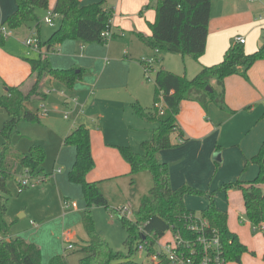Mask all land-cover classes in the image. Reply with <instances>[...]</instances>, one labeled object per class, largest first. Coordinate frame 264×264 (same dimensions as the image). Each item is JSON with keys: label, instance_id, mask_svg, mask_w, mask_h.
<instances>
[{"label": "crops", "instance_id": "1", "mask_svg": "<svg viewBox=\"0 0 264 264\" xmlns=\"http://www.w3.org/2000/svg\"><path fill=\"white\" fill-rule=\"evenodd\" d=\"M57 1L49 0V10H54ZM241 1L245 0H213L206 53L199 61H195L180 55L174 56L182 57L183 60L157 54L139 39L138 34L152 36L144 21L147 19L155 23L156 0H80L84 6L103 2L104 9L113 11L111 32L114 38L103 45L68 40L48 51L54 69L78 68L84 71L83 79L76 83L74 89L65 90L68 97L78 99L79 106L64 119L60 117L62 111L58 107L52 110L55 112L52 116L40 117L39 126L45 127L46 133L31 144L55 150L54 167L48 172L43 166L44 173L49 176L48 183L55 186L62 200L76 203L75 208L64 211V216H56L58 222L78 230L77 233H65L71 238V243L66 244H73L74 249L80 248L87 244L89 238L86 231L84 236L80 228L83 226L82 212L86 208L84 199H81L82 188L68 179L77 151L74 146H66L65 139L79 126L88 128L96 167L87 180L99 184L112 209L126 207L137 211L154 185L153 178L148 172L133 175L130 165L117 147L132 148L153 137L155 125L142 120L133 109L135 104L147 110L155 106L156 86L145 78L146 66L143 62L151 64L155 75L158 70L165 69L193 79L204 67L223 61L227 50L236 44L239 28L243 27L248 34L244 45L247 54L258 51L264 45L261 30H264V0L250 3L245 11L240 8ZM145 4L154 10L149 12V8L144 9ZM17 8L16 0H0V26ZM44 11L47 15V10ZM46 15L42 19L43 23ZM39 20V27L37 23L33 26L28 24L13 31V35L22 36V40L10 39L0 47V93H5L7 87L23 84L29 87L31 66L26 59H38L32 53L40 56V52L26 46V41L35 35L41 42H46L56 31H45L41 17ZM57 21L60 26L62 18L57 16ZM125 28H137L143 33L127 32ZM155 63L159 65L156 69ZM180 65H184V73L180 71ZM212 85L221 92L217 81H212ZM224 87V105L211 103L205 110L196 101L182 102L178 124L184 137H179V133L175 132L171 137L173 147L159 152L158 159L169 165L173 189L188 186L205 193L185 197L187 207L196 214L208 208L213 193L216 207L228 213L230 231L237 234L249 249L241 264H264V233L255 232L252 223L244 220L246 207L242 192L237 189L228 192L220 190L225 184L236 181L250 183L258 177L259 167L248 162L259 153L264 143V60L258 61L249 70L248 79L233 75L225 80ZM56 88L64 90L59 85ZM64 98L60 95L57 97L62 104L66 103ZM30 104L27 103V107L38 114L40 109H33ZM135 150L139 151L138 148ZM27 153L17 152L20 155ZM60 164L63 167L57 168ZM20 176L15 178L19 179ZM261 188L264 191V185ZM11 196L6 203L7 210ZM71 197L78 198L79 202L72 201ZM99 209L94 212L97 219ZM26 216L20 213L21 219ZM110 217L113 219L116 216L110 213ZM15 237L21 236H9ZM34 242L41 244L37 240ZM41 246L43 260L44 244ZM51 254L55 252L49 256Z\"/></svg>", "mask_w": 264, "mask_h": 264}, {"label": "trees", "instance_id": "2", "mask_svg": "<svg viewBox=\"0 0 264 264\" xmlns=\"http://www.w3.org/2000/svg\"><path fill=\"white\" fill-rule=\"evenodd\" d=\"M156 21L152 25V36L138 34L139 39L157 54H172L190 57L199 61L206 53L207 39L213 0H156ZM17 11L3 24L16 31L22 27L37 23L39 10H48L49 0H16ZM53 12L62 18L60 26L46 42L39 45L38 59H26L31 66L29 87H7L0 93V110H5L9 119L2 129L4 139L0 150V264H42V249L22 237L9 238V226L3 215L6 203L11 196L9 182L18 175L29 171L32 177L49 176L44 173L43 164L46 150L41 145H33L24 155L17 154L12 144V136L18 131L19 123L26 121L40 124V116L27 107L31 101L47 102L48 91L61 86L64 90H73L76 83L83 79L84 71L78 68L56 70L51 66L48 51L65 41L74 40L83 44H107L110 40L105 33L112 30L114 14L104 9L103 2L82 5L80 0H58ZM114 38L112 34L111 40ZM3 41L0 43V45ZM44 49L45 52H44ZM264 60V45L255 53L247 54L244 45H232L221 63L207 66L193 79L160 69L155 75V106L151 110L139 104L133 106L138 117L155 125L153 137L141 144V152H135L130 146H119L123 159L130 165L133 175L148 172L153 178V187L134 212V220L119 215L109 206L108 200L99 184L89 182L87 176L95 169L92 153L91 132L85 126L76 128L66 139V146L76 148V160L69 173V181L82 188L86 208L82 223L89 241L79 249L83 254L80 264H140L135 261L139 254L138 246L145 240L139 231L144 226L153 243L170 230L186 234V217L196 214L185 202L187 195H203L204 192L183 186L177 190L171 185L170 168L158 159V153L173 147L171 137L175 132L184 137L178 124V116L183 101H196L205 110L209 104L224 105V82L228 77L241 75L248 79L249 70ZM146 65V62H143ZM212 81H217L221 92L216 90ZM208 88L213 91L210 92ZM163 104V111L157 105ZM259 167L255 181L245 183L231 182L220 187L228 192L237 189L243 194L246 207V219L253 226L264 224V143L259 153L248 162ZM106 208L118 217L128 236L126 251H118L110 246L96 227L93 215L95 208ZM211 226L218 230L224 255L229 263L241 264L243 256L249 252L238 235L228 226V213L219 210L211 194V203L201 213ZM188 236H191L188 235ZM9 239V240H8ZM151 251L152 246H148ZM68 249H65L67 252ZM67 254L54 257L49 264H68Z\"/></svg>", "mask_w": 264, "mask_h": 264}, {"label": "rangeland", "instance_id": "3", "mask_svg": "<svg viewBox=\"0 0 264 264\" xmlns=\"http://www.w3.org/2000/svg\"><path fill=\"white\" fill-rule=\"evenodd\" d=\"M240 8H242L243 11L248 9L250 7V3L248 1H241L240 2ZM50 7V6H49ZM148 9L150 12L151 10L156 11V7L154 6V9L151 7H148V4H145L144 9ZM44 10L40 11L39 17H41V20L46 15ZM148 11L146 13V16L148 15ZM48 12H53L51 10H47ZM46 15V16H47ZM35 23H30L28 26H33ZM126 24V23H125ZM132 24V22H131ZM145 26H147L148 29L152 32V23L148 22L147 19L144 21ZM133 26V25H132ZM42 27L45 31H55L59 27V22H55L54 25H49L47 23H43L42 20ZM127 32L131 31L134 33H143L139 32L136 28V30L127 29L125 28ZM263 34L264 30L261 29ZM138 31V32H137ZM144 35L148 36L147 34L143 33ZM238 37H244L247 41V30L245 27L239 28ZM52 35V34H51ZM32 37V36H31ZM51 37V36H50ZM15 38L17 40H22V36H15L9 38L8 40L3 41V43L0 45H4L6 41H9L10 39H13L15 41ZM264 38V36H263ZM49 39V38H48ZM264 40V39H263ZM246 49V48H245ZM246 51V50H245ZM254 51L253 53H255ZM247 53V51H246ZM252 53V54H253ZM33 57L39 58V55L36 53H32ZM164 56H168L172 58H177L178 60H183L182 57H176L172 54H164ZM181 58V59H179ZM184 64V63H183ZM157 66H159L157 63L154 64V68L156 69ZM180 71L185 72L184 65H180ZM150 78L147 77L145 74V78L147 81H149L153 86H155L154 79H155V70H152L151 73H149ZM1 89V88H0ZM58 97V95H56ZM64 98V97H63ZM65 104H49V103H43L41 104V101L35 100L31 101L30 106L33 107V109H40L41 117L46 118L47 116H52L55 112H52V110L55 107L60 108L62 111V114L60 115L61 118L64 119L66 115H71L72 110L78 108V106L71 101V97L64 98ZM75 99V98H73ZM69 100V101H67ZM69 109H68V107ZM47 111L46 115L44 114V111ZM8 119V114L5 110H0V150L3 145L4 139L2 136V129L5 125V122ZM18 131L14 133L12 136V144L15 148V153H27L29 152L31 144L35 143L39 139H41L46 132H44L46 129L43 126H39V124H32L26 121H22L19 123ZM142 142V141H141ZM141 142H139L138 146L133 147L132 149L136 151L135 149H141ZM46 160L43 166L45 167L46 171L50 172L52 171L54 167V156H55V150H49V148H46ZM138 151V153H139ZM63 167L61 164L57 166V168ZM18 178H15L9 182V188L12 192V196L10 198V202L8 204V210L6 214L3 216V219L5 223L9 226V234L13 236L20 235L22 238L27 240L28 242L35 243L34 241H39L42 245L44 244V250L45 255L43 256L42 264H49L51 260L58 256L63 255L65 252V248L68 249L67 251V262L68 264H80V260L83 257V254L81 253L79 248H76L74 250H69V244L68 243V237L65 235L67 232H74L77 233V229L73 228L71 229L70 226H65L62 222H58L56 220V216L63 214L64 211H67V203L68 201L62 200L59 196L57 189L54 185H51L52 183H42L41 185H37L34 188H26L23 191H20L19 189V183L17 181ZM69 179V176H68ZM70 182V181H69ZM81 188V187H80ZM43 190V193L40 194ZM82 189H81V199H82ZM72 201L79 202L78 198L71 197ZM84 202V201H83ZM100 208V209H99ZM99 209L100 214L97 212L95 217V210ZM20 213H25L27 216L24 219L20 218ZM200 214V213H198ZM83 215V212H82ZM93 215L96 221V227L98 231L101 233V235L106 239V241L110 244L112 248L118 251H126L125 249V241L127 239V232L123 228L122 223L116 216L115 218L110 217V213L106 208L98 207L95 208L93 211ZM115 216V215H113ZM244 220L247 221L246 217ZM81 231L84 236L85 230L84 227L81 225ZM263 232L261 230L255 231V232ZM264 233V232H263ZM24 234L27 236L25 237ZM34 239V240H33ZM39 245L41 248V244L35 243ZM58 251V253H56ZM49 256L50 253H54ZM135 261L137 263H148L150 260L147 258V255L144 252H140L135 256Z\"/></svg>", "mask_w": 264, "mask_h": 264}, {"label": "built area", "instance_id": "4", "mask_svg": "<svg viewBox=\"0 0 264 264\" xmlns=\"http://www.w3.org/2000/svg\"><path fill=\"white\" fill-rule=\"evenodd\" d=\"M249 3H255L258 0H246ZM56 15L54 12H48L45 18V23L54 25ZM13 35V31L7 26H0V43L8 40ZM108 40L112 38V32L108 31L104 35ZM236 43L240 45L246 44V38L238 37ZM40 40L35 35L30 37L26 41V46L33 48L40 52ZM145 73L150 78L149 73L152 71L151 64L146 63ZM47 94L50 96L60 95L67 97L65 90L53 88L48 91ZM77 106H79L78 99H70ZM45 103H48L45 102ZM157 107L163 111V104L160 103ZM47 111H44L46 115ZM41 117V112H38ZM66 118L68 115L65 116ZM61 172V170H59ZM47 182L46 178L32 177L30 172L27 170L18 179V185L20 191L26 188H34L37 185ZM75 208L76 203H67L66 208ZM119 215L126 217L127 219L134 220V212L130 209L123 207L116 209ZM254 231L261 230L264 232V224L261 226H253ZM139 231L143 233L145 240H142L138 246L139 253L144 252L147 258L150 260L146 264H230L224 255L222 241L217 229L213 228L210 222L203 218L201 214H193L186 217V234L184 235L180 230H170L163 236L155 239L152 243L151 238L148 237V233L145 231L144 226L139 228ZM191 236H188L190 235ZM71 238L68 236V241L71 243ZM148 246H152L151 251ZM74 249V245H69V250ZM145 264V263H142Z\"/></svg>", "mask_w": 264, "mask_h": 264}, {"label": "water", "instance_id": "5", "mask_svg": "<svg viewBox=\"0 0 264 264\" xmlns=\"http://www.w3.org/2000/svg\"><path fill=\"white\" fill-rule=\"evenodd\" d=\"M208 90H209L210 92L213 91L211 88H208ZM48 103H49V104H58V105H61V104H62V102H61L59 99H57L56 97H54V96H50V97H49V99H48ZM218 157H219V156H218Z\"/></svg>", "mask_w": 264, "mask_h": 264}]
</instances>
